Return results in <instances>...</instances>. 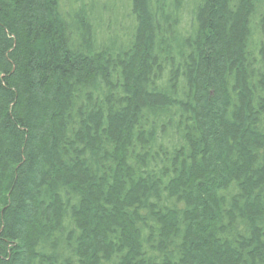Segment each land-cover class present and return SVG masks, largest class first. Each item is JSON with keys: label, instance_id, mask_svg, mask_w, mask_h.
Returning a JSON list of instances; mask_svg holds the SVG:
<instances>
[{"label": "trees", "instance_id": "1", "mask_svg": "<svg viewBox=\"0 0 264 264\" xmlns=\"http://www.w3.org/2000/svg\"><path fill=\"white\" fill-rule=\"evenodd\" d=\"M125 1L0 0V264H264V0Z\"/></svg>", "mask_w": 264, "mask_h": 264}, {"label": "rangeland", "instance_id": "2", "mask_svg": "<svg viewBox=\"0 0 264 264\" xmlns=\"http://www.w3.org/2000/svg\"><path fill=\"white\" fill-rule=\"evenodd\" d=\"M108 2H111V0H106V3ZM66 3H68L69 5L67 9H74L72 8L73 6L71 4L72 0H66ZM111 6L113 7H110V12L108 11L104 14H101L103 20H105L108 24L106 29H103V38L114 37L116 36V34H119L120 36L126 35L132 22L129 4L127 3V1L119 0L115 5H112L111 2ZM108 16L111 17V19H109ZM254 38H257V36H254Z\"/></svg>", "mask_w": 264, "mask_h": 264}]
</instances>
